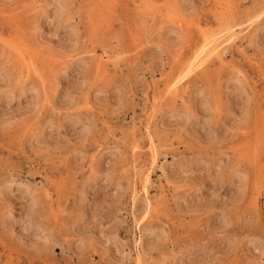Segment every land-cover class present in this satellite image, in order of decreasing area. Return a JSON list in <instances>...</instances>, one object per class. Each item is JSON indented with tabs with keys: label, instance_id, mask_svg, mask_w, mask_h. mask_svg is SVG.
I'll list each match as a JSON object with an SVG mask.
<instances>
[{
	"label": "rangeland",
	"instance_id": "rangeland-1",
	"mask_svg": "<svg viewBox=\"0 0 264 264\" xmlns=\"http://www.w3.org/2000/svg\"><path fill=\"white\" fill-rule=\"evenodd\" d=\"M57 1L0 0V264H264V0Z\"/></svg>",
	"mask_w": 264,
	"mask_h": 264
},
{
	"label": "bare ground",
	"instance_id": "bare-ground-1",
	"mask_svg": "<svg viewBox=\"0 0 264 264\" xmlns=\"http://www.w3.org/2000/svg\"><path fill=\"white\" fill-rule=\"evenodd\" d=\"M69 4H70V0H69ZM70 6V5H69ZM69 6H68V2H67V0H58L57 1V3H55V6H54V13L57 15V16H59V18L60 17H65V16H67L68 14H70L69 13ZM68 20V19H67ZM179 24H180V22H179ZM176 26V25H175ZM180 29H181V27H180ZM179 35H181V33H179ZM181 37V36H180ZM18 43V42H17ZM16 43V44H17ZM21 43V42H20ZM19 43V44H20ZM209 50V49H208ZM16 52V51H15ZM13 57V56H12ZM100 57V56H99ZM219 57H220V55H219ZM1 58V57H0ZM98 58V57H97ZM218 58V57H217ZM28 59V58H27ZM222 59V58H221ZM13 60V59H12ZM102 61V60H101ZM2 63V62H1ZM0 63V64H1ZM97 65V64H96ZM1 66V65H0ZM28 67V66H27ZM33 68V67H32ZM2 77V76H1ZM37 96V95H36ZM39 96V95H38ZM154 97V96H153ZM40 98V97H39ZM208 98V97H207ZM155 100V102H157L158 101V98H157V96L154 98ZM153 101V102H154ZM201 109L200 110H202L205 114H207V115H209L210 117H212L213 115H216V112H217V109H218V103L216 102V101H214V100H207V101H205L201 106ZM183 114H185L184 116H182V117H180L179 119H178V122H183L184 120H190L191 118H193V114L192 113H190L188 110H186V112L185 113H183ZM243 114V113H242ZM241 114V116L243 117V115ZM246 114V113H245ZM246 117V116H245ZM244 118V117H243ZM243 118H242V120H243ZM3 119V118H2ZM6 120V119H5ZM243 121H245V119L243 120ZM242 121V122H243ZM242 122H238V123H236V124H232L233 126L232 127H240L241 126V124H243ZM238 129V128H237ZM146 179V178H145ZM145 186V185H144Z\"/></svg>",
	"mask_w": 264,
	"mask_h": 264
}]
</instances>
